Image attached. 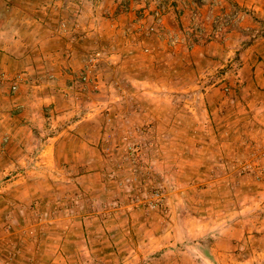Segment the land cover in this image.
<instances>
[{
  "label": "rangeland",
  "instance_id": "374dc122",
  "mask_svg": "<svg viewBox=\"0 0 264 264\" xmlns=\"http://www.w3.org/2000/svg\"><path fill=\"white\" fill-rule=\"evenodd\" d=\"M27 1L44 8L0 0V264H209L235 248L197 237L235 215L237 185L264 199L263 145L246 142L264 137V0H100L94 15L83 0L64 32L44 14L57 1ZM150 223L159 236L139 237ZM258 245L216 264H264Z\"/></svg>",
  "mask_w": 264,
  "mask_h": 264
},
{
  "label": "crops",
  "instance_id": "0c3cea01",
  "mask_svg": "<svg viewBox=\"0 0 264 264\" xmlns=\"http://www.w3.org/2000/svg\"><path fill=\"white\" fill-rule=\"evenodd\" d=\"M18 1V0H17ZM57 1V5L55 3V5H51L50 8L46 9V11L44 12V14L46 15H50L52 13L53 10H55V13L59 16V18L57 19V23L55 24V29L57 31L64 32L66 30V27L68 26L65 21L64 18H60V17H65V12L68 13V8H70V10H72L73 14H76L77 16L80 15L81 12H83V0H71V4H68L67 6L62 3L63 0H55ZM58 1H60L61 5L58 3ZM92 1V0H89ZM100 1V0H93L94 4H93V8L96 7V2ZM107 1V0H106ZM119 1V0H118ZM121 2V0L119 1ZM29 1L26 0V5H24L23 7L19 5V7L15 6V13L14 16H22V15H29L34 14L37 11H41V8H44L43 6L39 5L38 7L35 6H30L28 5ZM7 7V6H6ZM10 7V6H9ZM38 8V9H36ZM46 8V7H45ZM3 9V8H2ZM95 13V8L92 9V15H94ZM47 20H50L49 18H43L40 19V21L35 22L34 26H31V28L28 26L26 28L29 29H33L36 25L39 26V28H43L45 27L47 24ZM67 20V19H65ZM2 19L0 17V30L3 29L2 26ZM16 22L19 23V25H15V28L17 27V31L18 29H22L24 28V24H26L27 21L22 22L21 20H17ZM39 22V23H38ZM73 22V21H72ZM21 24V25H20ZM27 26V25H26ZM52 29H54V27H51ZM94 28V27H93ZM2 35H0V60H7L8 58L6 55L7 51L5 52L3 47L7 46V41H5L4 39L1 38ZM65 42V39L59 44V45H63ZM12 42H9V44H11ZM58 48V46H57ZM55 55H57V59H61L64 60L65 55L61 54L60 56H58V54H60V52H58L57 50L54 51ZM211 107V104H210ZM213 112V111H212ZM209 121L213 122L216 124V127L219 126L221 127H225V126H231V125H237L241 122L239 119L235 118H229V119H221V120H217L215 118L209 119ZM261 124V123H260ZM264 124V123H262ZM237 137H235L236 140ZM248 139H246V142L248 143H253L255 144V142H260V144H262V149L261 150H257L259 151L258 156H263L264 157V137L261 139L257 136L254 137H247ZM211 141V140H210ZM208 143V142H207ZM210 144V143H208ZM256 145V144H255ZM256 150H254L252 153H256ZM251 153V152H250ZM251 153V155H253ZM204 158H212V157H217L218 153H216V155L214 154H210V153H204L202 155ZM210 163L212 162H208L204 164V166L199 167V171L201 173H209L211 171V169L213 168V166L210 165ZM236 168V167H235ZM238 168V167H237ZM250 169L256 172H261L264 173V163L263 164H259V165H250ZM198 171V170H197ZM237 188L240 189L241 192H236L235 193V215H227V216H223V221H222V227L223 229H219L216 230L215 232L213 231V228L216 227H208L205 231L201 230L199 235L200 237L197 238H209V237H215V238H221L223 240L229 241L230 245H235V248L232 249H226L227 251H224L223 249L219 248V247H211L209 251H207V254L203 253V258L206 260L207 263L209 264H216L218 263L220 260L218 258V256L220 255H226L228 254L229 251L235 250V255H240L241 253V249L243 248V244L245 239H250L252 240V238H255V240L259 241V245L258 247L260 249H263L264 251V213L262 212H258V214L256 215L254 212L256 211L257 208H261L260 205L263 204L264 206V199L260 200L258 198H255L254 196V192L253 191L251 193L252 190H255L256 188L250 185L245 186H240L237 185ZM244 191H247V198L246 195L244 194ZM262 193H264V189L262 190ZM243 194V196H239ZM220 202V201H219ZM205 205V204H204ZM208 209V207H205ZM264 210V209H263ZM210 213V212H208ZM224 213H221V215H223ZM216 215H214L213 217H215ZM186 218V216H185ZM193 218H197L196 216H193ZM202 219V218H200ZM220 219V216H219ZM219 219L217 221H219ZM207 220V219H206ZM184 221H186V223H184L185 225V238H187V236L192 235V233H190L191 229L189 227L190 222H192V219H184ZM216 222V221H215ZM217 223V222H216ZM151 225H148V227H145L142 230H139V237H142L143 235H148V237L151 238H156L157 235L155 232H153V230H151L150 228H153L155 225L150 223ZM158 225V224H156ZM189 227V228H187ZM218 234V235H217ZM257 247V248H258ZM241 258V257H240ZM238 257L235 258V264H256L258 259H255V254L254 252H250V254L247 256V260L245 259V257L242 259H240ZM245 259V261H244ZM219 260V261H217ZM230 264V263H228ZM258 264V263H257Z\"/></svg>",
  "mask_w": 264,
  "mask_h": 264
}]
</instances>
